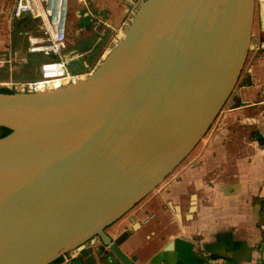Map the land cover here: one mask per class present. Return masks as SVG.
<instances>
[{"label":"water","instance_id":"95a60500","mask_svg":"<svg viewBox=\"0 0 264 264\" xmlns=\"http://www.w3.org/2000/svg\"><path fill=\"white\" fill-rule=\"evenodd\" d=\"M256 0H147L86 78L0 92V264H136L106 229L207 134L251 46ZM206 264H232L210 263Z\"/></svg>","mask_w":264,"mask_h":264},{"label":"crops","instance_id":"0c3cea01","mask_svg":"<svg viewBox=\"0 0 264 264\" xmlns=\"http://www.w3.org/2000/svg\"><path fill=\"white\" fill-rule=\"evenodd\" d=\"M6 2L0 0L4 59L22 50ZM252 35L237 85L207 134L106 229L136 264H264V1L256 0ZM21 68L28 72L25 63L1 65L0 81L16 80Z\"/></svg>","mask_w":264,"mask_h":264},{"label":"built area","instance_id":"2783aa9c","mask_svg":"<svg viewBox=\"0 0 264 264\" xmlns=\"http://www.w3.org/2000/svg\"><path fill=\"white\" fill-rule=\"evenodd\" d=\"M123 1L127 4L125 15L117 24L93 10L87 0H80L83 5V8L77 11L80 23L89 21L94 32L106 37L108 41L105 52L93 67L86 65L85 70L75 72L70 69L71 64L84 61L86 53L70 48L68 41L70 0H15L10 13L12 26L15 27L24 20H31L34 21L37 31L27 27L16 28L17 35L26 40V53L12 49L9 58H0V66L26 63L28 56L40 55V74L28 80H3L0 81V86L20 92H39L66 86L89 76L124 36L137 12L147 0ZM100 244L99 238L94 237L77 248L62 253L61 258L53 264H77V261L82 259L83 249L92 247L97 250Z\"/></svg>","mask_w":264,"mask_h":264},{"label":"rangeland","instance_id":"374dc122","mask_svg":"<svg viewBox=\"0 0 264 264\" xmlns=\"http://www.w3.org/2000/svg\"><path fill=\"white\" fill-rule=\"evenodd\" d=\"M87 1L93 10L100 12L101 14L109 18L114 23H118L119 14L123 12V10H125L126 5H127L123 0H87ZM14 2L15 0H7L6 9L8 10L10 8H13ZM82 8H83V5L80 2V0H70V6H69V9H70L69 19L70 20L68 23L69 44L71 46L72 45L74 46L76 44L79 45L81 47L80 49H82V51L85 53H86V50H91V54L93 56L91 58L94 59L95 63L94 62L93 63L96 64V62L100 59V57L105 52L108 39L106 38L105 40H100L98 35L94 33V30L91 29L92 26L90 25L89 21L86 20L83 23H80L81 20L78 19L77 11L81 10ZM123 14L125 15V11ZM123 17L124 16L121 15L120 19L122 20ZM16 28H18V26H15V29ZM20 41L22 44H18V48L22 49L20 51L24 53V49L26 47V40L25 38L20 37ZM31 56L32 57L34 56V58H37V57L40 58L38 62L40 63L41 61L40 55H31ZM38 63H34V64L31 62L25 63L28 69V73L27 72L26 74L24 73L23 70L25 67L19 69V72L15 75L17 78L16 80H28V79L33 78L37 74L36 73L37 71L35 72L34 69H35V65ZM82 64L83 62L82 63L73 62L70 66V69L75 72L85 70V68H82ZM94 64L92 65L94 66ZM5 76H6V71L0 70V79L5 78Z\"/></svg>","mask_w":264,"mask_h":264},{"label":"trees","instance_id":"16d2710c","mask_svg":"<svg viewBox=\"0 0 264 264\" xmlns=\"http://www.w3.org/2000/svg\"><path fill=\"white\" fill-rule=\"evenodd\" d=\"M17 26H18V28L19 27H27L29 29H32L35 32L37 31V28L35 27L34 21H31V20H24L23 22H20ZM94 33L98 35V37H99L100 40H105L106 39V37H102V36H100L96 32H94ZM68 41H69V36H68ZM70 48H75V49L82 50V49H80L81 47L79 45H77V44L74 45V46L73 45L72 46L70 45ZM25 53H26V48L24 49V53L23 54H25ZM91 57H93L92 54H91V50H86V54L84 56V61H81V63L83 62L82 68H85L86 69V65L93 66L92 64H94L95 62H94V59L91 58ZM27 60H28V62H31V63L34 64V63H38L39 60H40V58H38V57L37 58H34V56L33 57L32 56H28ZM33 72H34V70H33ZM36 77L37 76L35 75L33 78H36ZM33 78H31V79H33ZM15 91L16 90H14V89H11V88H8V87H5V86H0V92L11 93V92H15ZM10 132H11V129L10 128L5 127V126H1L0 127V137H3L5 135L9 134ZM260 141L263 142V138ZM83 264H88V263L87 262H83Z\"/></svg>","mask_w":264,"mask_h":264},{"label":"flooded vegetation","instance_id":"af4514ba","mask_svg":"<svg viewBox=\"0 0 264 264\" xmlns=\"http://www.w3.org/2000/svg\"><path fill=\"white\" fill-rule=\"evenodd\" d=\"M101 264H103V263H101Z\"/></svg>","mask_w":264,"mask_h":264}]
</instances>
